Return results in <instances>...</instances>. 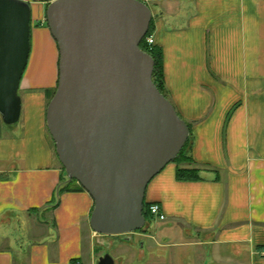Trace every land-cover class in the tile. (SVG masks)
Here are the masks:
<instances>
[{
    "label": "crops",
    "instance_id": "1",
    "mask_svg": "<svg viewBox=\"0 0 264 264\" xmlns=\"http://www.w3.org/2000/svg\"><path fill=\"white\" fill-rule=\"evenodd\" d=\"M22 1L31 7V55L22 125L0 118V264H98L108 251L89 227L93 200L61 191L68 180L45 124V91L58 80L45 19L54 0ZM140 1L155 8L150 35L166 96L191 132L192 163L179 168L199 176L179 181L170 163L152 179L144 201L165 220L151 226L169 231L162 248L206 247L193 264H264V0Z\"/></svg>",
    "mask_w": 264,
    "mask_h": 264
},
{
    "label": "water",
    "instance_id": "2",
    "mask_svg": "<svg viewBox=\"0 0 264 264\" xmlns=\"http://www.w3.org/2000/svg\"><path fill=\"white\" fill-rule=\"evenodd\" d=\"M152 17L140 0H54L45 12L59 54L45 124L67 183L93 200L89 227L100 236L145 227L146 188L190 136L139 47ZM30 33V4L0 0V118L8 127L21 117ZM98 264L113 259L106 254Z\"/></svg>",
    "mask_w": 264,
    "mask_h": 264
},
{
    "label": "rangeland",
    "instance_id": "3",
    "mask_svg": "<svg viewBox=\"0 0 264 264\" xmlns=\"http://www.w3.org/2000/svg\"><path fill=\"white\" fill-rule=\"evenodd\" d=\"M166 6L174 9L175 4L174 2H165L164 7ZM159 7L161 8L162 6ZM149 8H151L153 11L155 10V8L152 6H149ZM34 21L35 20H33V25L36 23ZM55 46H57V44H55ZM55 49L58 50L57 47H55ZM51 57L52 53L47 52L46 60L48 61L49 65H51ZM27 67L25 72L28 69ZM22 121L23 119H21V122L19 121L15 126H13V128L20 127L22 125ZM150 222L146 224L145 227L140 230V232L136 231L134 233L121 236L99 237L98 244L96 243L95 245L104 248L106 251H108L107 254H109L114 259L121 257V264H170L168 261L171 262V264H193L198 255L207 257L206 247L162 248V237L166 233L168 234L169 231L167 232L165 229L159 233L157 226H151L152 223ZM96 250L97 252L94 255L95 259L102 256L104 253V250H100L98 248H96Z\"/></svg>",
    "mask_w": 264,
    "mask_h": 264
},
{
    "label": "trees",
    "instance_id": "4",
    "mask_svg": "<svg viewBox=\"0 0 264 264\" xmlns=\"http://www.w3.org/2000/svg\"><path fill=\"white\" fill-rule=\"evenodd\" d=\"M150 33H151V25H150V28H149V31H148L146 37L150 36ZM145 38L140 43L139 47H140V49L143 52L147 53L153 59V61H154V71H153V75H152L153 84L159 90V92L161 94H163L167 98L166 92H165L164 79H163V55H162V50H161V48L155 46L154 44L151 45V46H148L145 43ZM55 88L53 90H46L45 91V97H46L47 103L49 102V100L53 96V94L55 92ZM189 131H190V128H189ZM190 145H191V132H190V136H189L185 146L183 147V149L179 153L178 157L172 162L177 167V169H176V179L179 180V181H188V182L191 181L192 182V181L199 180V176H198L197 170H183V169L179 168V166H181V165L191 164L192 163V160H191L190 156L188 155V151L190 149ZM54 150H55V148H54ZM61 191H63V192H66V191L76 192V191H84V190L82 189V187L75 180H72L71 182L65 184L63 186V188L61 189ZM148 205H150V204L149 203L145 204V201H144V207H146ZM144 217H145V220H146V224H148L152 220L148 216V214H146V213H144ZM137 232H140V230L137 231Z\"/></svg>",
    "mask_w": 264,
    "mask_h": 264
},
{
    "label": "built area",
    "instance_id": "5",
    "mask_svg": "<svg viewBox=\"0 0 264 264\" xmlns=\"http://www.w3.org/2000/svg\"><path fill=\"white\" fill-rule=\"evenodd\" d=\"M153 42H154V40H153V37L151 35L145 38V43L148 46L153 45ZM143 212L148 214V216L152 220H158V221L165 220V217L161 211V208L156 204H150L146 207H143ZM260 255L264 259V250L260 253ZM76 264H79V263H76Z\"/></svg>",
    "mask_w": 264,
    "mask_h": 264
}]
</instances>
